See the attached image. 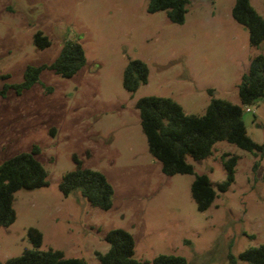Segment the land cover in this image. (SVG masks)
<instances>
[{"label":"rangeland","instance_id":"1","mask_svg":"<svg viewBox=\"0 0 264 264\" xmlns=\"http://www.w3.org/2000/svg\"><path fill=\"white\" fill-rule=\"evenodd\" d=\"M233 3L189 0L184 21L175 23L164 10L149 12L147 0H0V88L21 82L26 66L49 64L65 41H78L85 54L72 76L43 68L20 94L0 96V162L37 146L34 156L47 172V185L14 192L15 220L0 226V264L33 247L28 227L42 233L41 249L86 264H101L94 250H107L112 228L132 234L140 264L159 254L183 256L186 264H229V254L264 244V100L243 110L246 133L262 151L221 140L208 157H187L215 191L204 210L191 197L194 175H165L149 153L135 106L141 96L158 95L201 115L208 89L238 101L240 77L252 56L264 54V41L249 43L246 27L231 16ZM250 3L264 18V0ZM38 31L48 46L35 45ZM131 58L148 67L146 83L134 92L122 85ZM225 152L236 156L234 181L220 191ZM74 156L112 185L109 209L92 206L78 189L59 190L62 174L76 168Z\"/></svg>","mask_w":264,"mask_h":264},{"label":"trees","instance_id":"2","mask_svg":"<svg viewBox=\"0 0 264 264\" xmlns=\"http://www.w3.org/2000/svg\"><path fill=\"white\" fill-rule=\"evenodd\" d=\"M189 0H147V10H164L175 23H182ZM231 16L248 31L249 43L258 46L264 41V18L255 10L250 0H234ZM33 41L39 48L50 44L48 37L40 31L34 33ZM85 63V54L76 40L65 41L57 56L49 63L40 66H26L23 79L16 84H3L0 96L11 90L20 94L34 84L43 68L69 77ZM147 64L139 58L128 60L122 74V85L134 92L146 83ZM203 114L185 113L182 106L170 97L158 95L141 96L135 106L139 113L140 126L145 135L149 153L161 163L165 175L193 174L190 184L191 197L199 210L206 209L215 198V191L208 176L194 172L187 157L199 161L211 155L216 142L225 140L251 152L262 151L263 146L252 140L246 133L243 119L244 107L264 100V54L258 53L249 60L248 69L242 73L237 84L238 102L212 96ZM38 147L29 152H19L0 162V226H8L15 220L13 208L14 192L20 188H36L47 185V172L35 158ZM225 179L217 183L220 191L226 190L234 181L236 156L229 153L220 155ZM77 165L73 170L62 174L59 190L63 195L78 189L92 205L101 209L112 206L113 187L105 175L94 169L82 167L74 156ZM33 247L26 248L20 255L11 256L3 264H86L82 257L65 256L60 249H41L42 233L35 227L26 230ZM108 244L106 251L94 250L101 264H140L134 257V239L130 232L122 228H112L104 236ZM230 263L237 259L246 264H264V244L243 249L237 256L229 254ZM153 264H186L183 256L159 254Z\"/></svg>","mask_w":264,"mask_h":264},{"label":"built area","instance_id":"3","mask_svg":"<svg viewBox=\"0 0 264 264\" xmlns=\"http://www.w3.org/2000/svg\"><path fill=\"white\" fill-rule=\"evenodd\" d=\"M246 111H251V109L249 107H245L244 108Z\"/></svg>","mask_w":264,"mask_h":264},{"label":"crops","instance_id":"4","mask_svg":"<svg viewBox=\"0 0 264 264\" xmlns=\"http://www.w3.org/2000/svg\"><path fill=\"white\" fill-rule=\"evenodd\" d=\"M237 102H238V101H237ZM237 102H236V103H237Z\"/></svg>","mask_w":264,"mask_h":264}]
</instances>
